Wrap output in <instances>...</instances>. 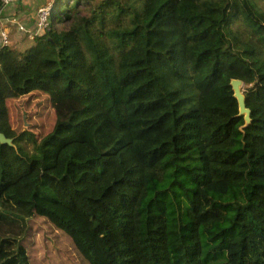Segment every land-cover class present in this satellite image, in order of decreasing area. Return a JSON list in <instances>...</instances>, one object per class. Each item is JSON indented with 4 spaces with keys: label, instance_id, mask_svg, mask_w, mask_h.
I'll return each mask as SVG.
<instances>
[{
    "label": "trees",
    "instance_id": "trees-1",
    "mask_svg": "<svg viewBox=\"0 0 264 264\" xmlns=\"http://www.w3.org/2000/svg\"><path fill=\"white\" fill-rule=\"evenodd\" d=\"M25 37L0 44V264L37 233L55 264H264V0H55ZM26 96L41 124L12 126Z\"/></svg>",
    "mask_w": 264,
    "mask_h": 264
},
{
    "label": "rangeland",
    "instance_id": "rangeland-1",
    "mask_svg": "<svg viewBox=\"0 0 264 264\" xmlns=\"http://www.w3.org/2000/svg\"><path fill=\"white\" fill-rule=\"evenodd\" d=\"M55 0H46L44 1L36 11L35 14V27L33 29L32 35H30V40H33L36 36V31L43 33L46 27L48 26V21L46 17L48 15L49 9L54 5ZM16 19L20 22V18L16 17ZM22 24V23H21ZM19 28V27H18ZM3 31L7 32L5 28ZM21 32H26L25 30H21ZM35 35V36H34ZM7 36L9 38V44L13 45V42L10 40L9 33L7 32ZM243 90L245 89V85H243ZM31 97V96H30ZM23 97L21 100H18L14 103L13 106L10 107V121L12 126H17L21 120V117H24L27 120L29 116L31 118V123L35 126H39L41 124V119L36 120L40 111H43V98L36 97ZM34 118V119H33ZM36 120V121H35ZM32 127L34 128V126ZM29 124L24 125V129L27 130L29 128ZM31 127V128H32ZM41 129H36V132L39 134ZM48 227H43V230H47ZM59 246L56 240L53 238L52 235L48 233L47 238L44 239L42 233H37L34 242L30 247V257L34 264H55L52 260L54 257H58L57 259L67 258L65 253L59 254ZM52 260V261H51ZM68 264H71L69 261Z\"/></svg>",
    "mask_w": 264,
    "mask_h": 264
},
{
    "label": "crops",
    "instance_id": "crops-1",
    "mask_svg": "<svg viewBox=\"0 0 264 264\" xmlns=\"http://www.w3.org/2000/svg\"><path fill=\"white\" fill-rule=\"evenodd\" d=\"M46 0H17L3 7L0 20V31L5 28L9 33L13 45H20L27 41L25 33L33 31L35 27V14L39 6ZM19 17L20 22L26 27V32H21L16 24L7 22L8 18ZM0 44L1 37H0Z\"/></svg>",
    "mask_w": 264,
    "mask_h": 264
},
{
    "label": "built area",
    "instance_id": "built-area-1",
    "mask_svg": "<svg viewBox=\"0 0 264 264\" xmlns=\"http://www.w3.org/2000/svg\"><path fill=\"white\" fill-rule=\"evenodd\" d=\"M15 1H17V0H2V5L4 7L5 5L10 4L12 2H15ZM53 7H54V5L49 9L48 15L46 17V20L48 21V24H49V19L51 17V13L53 12ZM1 19L2 18H1V14H0V20ZM7 22L12 23V24H16L19 27V30L20 29L21 30H26V27L23 24L19 23V21L16 19V17L8 18ZM36 32H37L36 35L40 33L39 31H36ZM30 35H32L31 31H30ZM0 37H1V41H2L3 45H8L9 44V38L7 36V32L3 31V29L0 31Z\"/></svg>",
    "mask_w": 264,
    "mask_h": 264
},
{
    "label": "water",
    "instance_id": "water-1",
    "mask_svg": "<svg viewBox=\"0 0 264 264\" xmlns=\"http://www.w3.org/2000/svg\"><path fill=\"white\" fill-rule=\"evenodd\" d=\"M232 85H233V88L235 91V96L237 97V99L239 101L240 112H241V114H246V116L248 118L251 114V110L247 107V104H246V96H245L244 90L242 88L244 85V82L242 80L235 79V80H233ZM0 138L3 139V136L1 134H0Z\"/></svg>",
    "mask_w": 264,
    "mask_h": 264
}]
</instances>
